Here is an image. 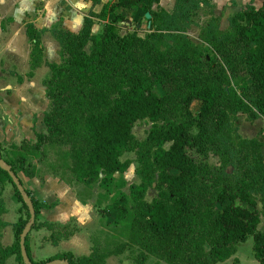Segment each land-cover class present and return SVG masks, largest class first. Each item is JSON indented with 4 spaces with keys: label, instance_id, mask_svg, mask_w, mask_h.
Here are the masks:
<instances>
[{
    "label": "trees",
    "instance_id": "obj_1",
    "mask_svg": "<svg viewBox=\"0 0 264 264\" xmlns=\"http://www.w3.org/2000/svg\"><path fill=\"white\" fill-rule=\"evenodd\" d=\"M145 1L139 8L144 18L149 15V33L143 37L135 32L120 35L114 28L119 18L115 10L127 0L107 3L99 14L89 11L77 33L52 28L59 63L43 60L40 32L25 24L31 44L27 76L42 65L48 68L42 81L48 109L45 133L36 134L34 143L11 146V151L20 150L13 158H3L0 146V216L6 182L25 211V218L12 225L14 243L0 245V264L9 256L24 264L19 247L29 222L24 196L34 212L31 228L50 230L52 244L73 233L66 227L35 225L38 210L54 203H38L27 190L18 191L10 177L22 173L33 178L29 157L42 156L45 146L66 150L72 178L104 186L129 167L130 161H121V156L135 153L139 183L129 186L128 195L116 193L107 210L113 222L128 221V243L139 248L136 264H145L149 257L156 260L153 264L222 263L248 237L256 261L264 264V233L258 230L264 216V146L241 138L234 125L240 113L264 119V0H258V8L248 5L233 14L224 31L210 18L200 30L202 44L194 43L186 30L205 0H175L170 11L159 6L160 0ZM107 8L112 20L93 34V18L104 19ZM195 102L200 109L194 116L190 108ZM144 120L151 128L137 142L132 129ZM188 148L201 155L212 152L221 167L214 172L197 164ZM225 166L232 167L230 175ZM151 188L156 196L147 202ZM4 225L0 221V228ZM26 239L29 264H104L107 256L92 249L88 256L64 253L33 261Z\"/></svg>",
    "mask_w": 264,
    "mask_h": 264
},
{
    "label": "crops",
    "instance_id": "obj_2",
    "mask_svg": "<svg viewBox=\"0 0 264 264\" xmlns=\"http://www.w3.org/2000/svg\"><path fill=\"white\" fill-rule=\"evenodd\" d=\"M174 1L160 0L159 6L170 11ZM108 2L0 0V146L3 158H13L14 153L20 152L11 151V146L19 147L22 142L32 144L36 134L45 133L43 115L48 109V101L42 81L49 75V70L42 65L33 70L31 77L27 76L31 44L25 35V24H32L40 32L43 60L59 63V46L50 30L60 28L77 33L89 11L98 14ZM145 3V0H127L123 12L130 11L128 17L131 19L134 13L142 14L139 7ZM133 7H136L135 11H132ZM145 18L149 17L145 14ZM94 19L98 18H93L91 32L98 34L101 29L96 31L95 28L100 25L94 24ZM48 147L43 149L44 157H29L35 172L33 178L25 177L22 173H17L16 178L22 189L27 190L38 203H54L51 208L41 207L38 210L35 225L51 224L74 230L71 236L60 238L56 244H52L49 240L50 230L45 227L31 228L26 239L30 257L33 261H42L64 253L74 257L88 256L93 243L101 236L102 221L97 212L99 190L75 180L67 170H53L52 161L47 158ZM1 198L5 210L0 221L5 225L0 228V245L10 247L15 240L12 225L20 217L25 218V211L11 183L3 185ZM239 246H236L233 256L217 264H258L253 252L246 250L242 253Z\"/></svg>",
    "mask_w": 264,
    "mask_h": 264
},
{
    "label": "rangeland",
    "instance_id": "obj_3",
    "mask_svg": "<svg viewBox=\"0 0 264 264\" xmlns=\"http://www.w3.org/2000/svg\"><path fill=\"white\" fill-rule=\"evenodd\" d=\"M116 0H109L108 3H113ZM205 4L201 5L200 8L195 11L191 16V22L187 27L186 35L196 44H202L200 40V30L207 24L210 18H216L218 21L219 28L224 31L228 28V19L245 8L251 5L255 8L260 6V1L258 0H205ZM106 5V4H104ZM103 5V6H104ZM102 6V8H103ZM102 8L100 12L102 11ZM126 9V8H125ZM170 10V9H169ZM108 8L106 9L105 18L94 19V24L100 25L96 27L95 30L101 29L102 25L108 21L112 20L111 15H107ZM121 11V12H120ZM124 7L118 8L115 12L118 14L117 22L114 23V28L120 35L126 33L135 32L140 37L145 36L149 33V25L146 23V19L141 14H134L130 19L129 12L125 10ZM99 12V13H100ZM98 13V14H99ZM127 16V18H125ZM200 109V104L195 102L192 104L190 111L195 116ZM237 134L243 139H256L264 146V119L258 117L256 119H250L246 114H238L236 121L234 123ZM151 128V123L149 121H138L134 124L132 129V135L137 142H142L145 140L149 129ZM47 158L52 161L53 170H61L62 172L68 171L69 162L66 156V150L58 146L48 147ZM187 154L196 162L197 164H206L210 170L217 171L221 167V161L218 157L213 155L212 152H208L205 155H201L196 152L195 149L188 148ZM264 157V149L262 151ZM39 157H44L43 155H37ZM121 161H130L129 167L123 173H115L113 175V182L109 186H104L99 184V181H87L86 185L95 186L99 193L97 195V212L101 216V236L96 239L93 243V250H97L102 254L107 255L104 264H136V255L139 252L137 246H133L128 243V227L127 220L115 223L109 218L107 207L112 203L113 196L116 193H123L128 195L129 186L132 184L139 183V178L135 174V169L137 167L136 155L134 152L124 153ZM56 168V169H55ZM223 170L230 175L233 170L231 166L223 167ZM70 174V173H69ZM71 175V174H70ZM72 177V176H71ZM156 196L154 189H149L145 194V200L150 202ZM257 209L261 211V205L257 202ZM258 230L264 233V216H260V222L258 225ZM252 239L248 237L245 242L240 243L238 247L242 253L249 251L252 253L251 249ZM253 255V253H252ZM155 259L149 257L145 264L155 263ZM5 264H19L14 256H9L5 260Z\"/></svg>",
    "mask_w": 264,
    "mask_h": 264
},
{
    "label": "water",
    "instance_id": "obj_4",
    "mask_svg": "<svg viewBox=\"0 0 264 264\" xmlns=\"http://www.w3.org/2000/svg\"><path fill=\"white\" fill-rule=\"evenodd\" d=\"M146 17L148 18L149 15L146 14ZM148 25H149V23H148ZM0 166L3 167V164H2L1 160H0ZM4 170L5 171H9V169L5 168V167H4ZM10 177L12 179L13 184L16 186L17 190L22 192L23 189H22L21 185L19 184L17 178L15 176H13L11 173H10ZM23 201L26 204L27 209H28L29 222L26 224V226L24 227L21 235L19 236V247H20V252H21V256H22V259L24 261V264H29V260L27 259L26 254H25L24 239H25L28 231L31 229V227H32V225L34 223V212H33V209H32V204H31L30 199L28 197L24 196L23 197ZM50 264H67V263L62 261V260H55V261H53Z\"/></svg>",
    "mask_w": 264,
    "mask_h": 264
}]
</instances>
